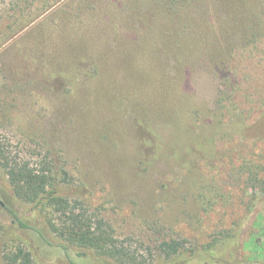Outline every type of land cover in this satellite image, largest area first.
<instances>
[{"label":"rangeland","instance_id":"obj_1","mask_svg":"<svg viewBox=\"0 0 264 264\" xmlns=\"http://www.w3.org/2000/svg\"><path fill=\"white\" fill-rule=\"evenodd\" d=\"M0 145L142 264H264V0H0ZM53 216L0 165V264H121Z\"/></svg>","mask_w":264,"mask_h":264},{"label":"trees","instance_id":"obj_2","mask_svg":"<svg viewBox=\"0 0 264 264\" xmlns=\"http://www.w3.org/2000/svg\"><path fill=\"white\" fill-rule=\"evenodd\" d=\"M42 164L35 166L31 162L12 158L0 145V165L6 170L14 193L36 207L50 209L53 217H57L49 220L50 231L62 241L64 249H81L83 253L92 252L121 264H142L128 249L118 244L115 230L104 218L92 214L83 200L71 199L62 193L64 184L61 174L67 176L68 172L54 165L52 160H44ZM12 213L18 217L15 212ZM17 219L21 227L29 228L26 222ZM184 245L183 240L172 239L162 242L161 248L168 255H173ZM5 258L10 264H40L23 246L6 253Z\"/></svg>","mask_w":264,"mask_h":264}]
</instances>
